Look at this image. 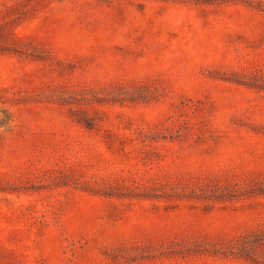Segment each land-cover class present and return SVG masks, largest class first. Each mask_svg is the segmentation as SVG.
<instances>
[{
	"label": "rangeland",
	"instance_id": "obj_1",
	"mask_svg": "<svg viewBox=\"0 0 264 264\" xmlns=\"http://www.w3.org/2000/svg\"><path fill=\"white\" fill-rule=\"evenodd\" d=\"M0 264H264V0H0Z\"/></svg>",
	"mask_w": 264,
	"mask_h": 264
}]
</instances>
